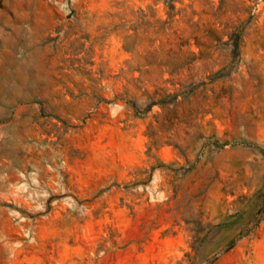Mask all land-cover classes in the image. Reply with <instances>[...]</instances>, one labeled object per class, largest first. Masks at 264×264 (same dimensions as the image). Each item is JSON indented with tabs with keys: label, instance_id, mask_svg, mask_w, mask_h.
I'll return each instance as SVG.
<instances>
[{
	"label": "rangeland",
	"instance_id": "rangeland-1",
	"mask_svg": "<svg viewBox=\"0 0 264 264\" xmlns=\"http://www.w3.org/2000/svg\"><path fill=\"white\" fill-rule=\"evenodd\" d=\"M0 264H264V0H0Z\"/></svg>",
	"mask_w": 264,
	"mask_h": 264
}]
</instances>
